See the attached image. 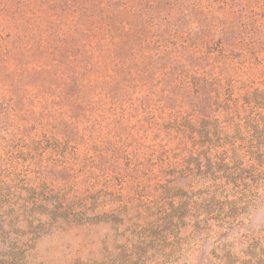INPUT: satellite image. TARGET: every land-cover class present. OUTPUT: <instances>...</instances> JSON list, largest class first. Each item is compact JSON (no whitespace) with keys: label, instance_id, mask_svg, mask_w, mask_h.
Returning a JSON list of instances; mask_svg holds the SVG:
<instances>
[{"label":"rangeland","instance_id":"374dc122","mask_svg":"<svg viewBox=\"0 0 264 264\" xmlns=\"http://www.w3.org/2000/svg\"><path fill=\"white\" fill-rule=\"evenodd\" d=\"M8 254L264 264V0H0Z\"/></svg>","mask_w":264,"mask_h":264},{"label":"trees","instance_id":"16d2710c","mask_svg":"<svg viewBox=\"0 0 264 264\" xmlns=\"http://www.w3.org/2000/svg\"><path fill=\"white\" fill-rule=\"evenodd\" d=\"M253 127V126H252ZM254 128V127H253ZM2 259V258H1ZM4 260H6V261H10V264H14L13 263V256L12 255H6L5 257H4Z\"/></svg>","mask_w":264,"mask_h":264}]
</instances>
